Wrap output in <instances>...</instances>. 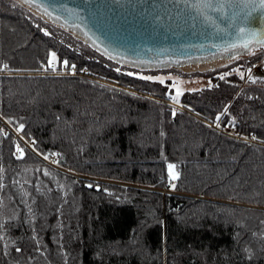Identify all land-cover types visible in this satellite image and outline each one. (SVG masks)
<instances>
[{
  "label": "trees",
  "instance_id": "16d2710c",
  "mask_svg": "<svg viewBox=\"0 0 264 264\" xmlns=\"http://www.w3.org/2000/svg\"><path fill=\"white\" fill-rule=\"evenodd\" d=\"M30 8L0 0V264H264V88L176 108Z\"/></svg>",
  "mask_w": 264,
  "mask_h": 264
},
{
  "label": "water",
  "instance_id": "95a60500",
  "mask_svg": "<svg viewBox=\"0 0 264 264\" xmlns=\"http://www.w3.org/2000/svg\"><path fill=\"white\" fill-rule=\"evenodd\" d=\"M19 1L108 58L143 69L229 58L264 42V9L249 16L243 4L218 12L193 7L197 0Z\"/></svg>",
  "mask_w": 264,
  "mask_h": 264
},
{
  "label": "rangeland",
  "instance_id": "374dc122",
  "mask_svg": "<svg viewBox=\"0 0 264 264\" xmlns=\"http://www.w3.org/2000/svg\"><path fill=\"white\" fill-rule=\"evenodd\" d=\"M30 9L33 11L32 12L33 15L40 16L43 19H45L44 24L46 26L50 25L49 22L53 23L49 21L44 15L40 14L39 12L35 11L32 8ZM53 24L60 26L56 23H53ZM57 26L55 27L58 28ZM69 32H72V31H69ZM71 38L73 42H75V44L79 46L80 48L86 47V44L84 40L82 39L83 37L81 38V36L78 35L77 33L72 32ZM55 61H56V57L53 58V55H52L51 66L53 67L55 66ZM116 63H118L119 67L129 70L130 72L136 74L139 77L146 78V79L150 78L149 80L158 81V82L163 81L162 84L168 85L172 90L171 92H172L173 101L171 102V104L174 105L176 108H180L178 98L184 92L186 91H192V92L198 91L199 92L202 88L210 86L212 84V82H210V79L207 78V76H205V74H208L206 73L207 71L209 72L213 71L214 73L220 72L221 75H223V73L227 71L225 69H229L228 70L229 73L235 72L236 74H238V78H239L238 80L241 81L242 88L245 89V91H246V87H251L252 85L264 88V82L259 83L261 78H257L259 80L258 81L259 84L258 83H255V84L248 83L249 75L253 74L257 77L259 76L260 73L264 75V48L262 47L252 48L246 53L237 54L229 58H215L209 61L190 63V64H186L184 66H179V67H162V68H144L143 69V68H138V67H134L131 65L123 66V65H120L122 63H119V62H116ZM223 70L224 72H221ZM256 71L257 72L260 71V73H255ZM257 98H260V97H257ZM229 131L230 133H232V130H229ZM173 174H174V171H172V175ZM172 181L173 180L170 179V184H172ZM176 234H179L180 237H185V238L196 237V235L192 233H171L169 236L173 237ZM204 238L210 239V238H213V236L211 234H207L204 236Z\"/></svg>",
  "mask_w": 264,
  "mask_h": 264
},
{
  "label": "snow or ice",
  "instance_id": "6c2138e0",
  "mask_svg": "<svg viewBox=\"0 0 264 264\" xmlns=\"http://www.w3.org/2000/svg\"><path fill=\"white\" fill-rule=\"evenodd\" d=\"M243 4V7L249 9V16L251 15L252 12L256 11V9L259 7L260 9H264V0H259V4H257L256 0H197V3L193 5V7H199V8H204V9H211L213 11H218V12H223L225 7L232 8V7H240V5ZM239 32L245 33L244 28H239ZM248 35L252 36L255 38L257 36V33L255 31L249 30ZM261 43V46L264 47V42L258 41ZM249 45L248 43H245L243 47L247 48ZM53 58H55V54L53 53ZM65 64L67 63L66 61L64 62ZM49 65L51 66V61L49 62ZM7 65H4V68H7ZM223 79V77H221ZM150 79V78H149ZM163 83V81H161ZM219 119V117L217 118ZM22 127V126H21ZM16 151L20 153V156L22 157L23 155V150L17 145ZM20 158V157H18ZM47 159V157H45ZM175 165H169V169L174 168ZM177 175L173 174L172 179H176ZM175 185H173L174 187ZM17 251H20V249H17Z\"/></svg>",
  "mask_w": 264,
  "mask_h": 264
}]
</instances>
